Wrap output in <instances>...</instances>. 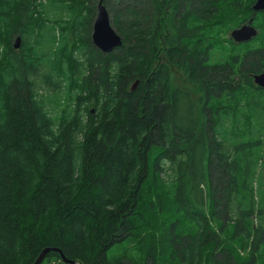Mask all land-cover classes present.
<instances>
[{
  "label": "trees",
  "instance_id": "1",
  "mask_svg": "<svg viewBox=\"0 0 264 264\" xmlns=\"http://www.w3.org/2000/svg\"><path fill=\"white\" fill-rule=\"evenodd\" d=\"M253 1L0 0V264H264Z\"/></svg>",
  "mask_w": 264,
  "mask_h": 264
},
{
  "label": "water",
  "instance_id": "2",
  "mask_svg": "<svg viewBox=\"0 0 264 264\" xmlns=\"http://www.w3.org/2000/svg\"><path fill=\"white\" fill-rule=\"evenodd\" d=\"M253 11H264V0H255L253 5L251 6ZM251 22V20H250ZM257 31L254 26L249 24L242 25L240 28L235 29L231 32V37L237 41H248L255 37ZM91 42L96 47V49L100 50L103 53H107L119 47L122 44L121 36L116 32L114 27L111 25L109 12L107 11L105 5L101 0L96 4V15L92 22V30H91ZM19 38L15 40V47H18ZM253 80L256 85L261 88H264V68L260 73L253 75ZM137 80L132 84L131 90L135 89L137 84ZM54 249L45 248L39 254V256L35 259L32 264H41L45 258V255ZM60 257L65 264H74L73 261L66 259L62 254Z\"/></svg>",
  "mask_w": 264,
  "mask_h": 264
},
{
  "label": "rangeland",
  "instance_id": "3",
  "mask_svg": "<svg viewBox=\"0 0 264 264\" xmlns=\"http://www.w3.org/2000/svg\"><path fill=\"white\" fill-rule=\"evenodd\" d=\"M102 2H103L104 5H107V4L105 3V0H103ZM107 2H108V1H107ZM97 3H98V0H95V11H94L93 19L91 20V26H92V21L94 20V17H95V15H96V4H97ZM242 3H243L242 6L245 7V6L248 4V0H242ZM108 4H111V2H108ZM109 17H110L111 25L113 26V22H112V20H111V13H109ZM254 23H255V22H254ZM255 25H256V24H255ZM91 30H92V28H91ZM251 43H253L254 46H257L258 40L254 41V39H253V41H252ZM173 73H174L176 79H175L174 81H172V82H173V83H176L175 85L179 84V85L185 87L186 89H188V84H187L186 80L184 79L183 75L180 74V72H173ZM189 90L191 91L190 88H189ZM192 90H193V89H192ZM191 92H192V91H191ZM44 93H48V92L46 91V92H44ZM193 95H194V94H193ZM195 98H196V96H195ZM89 109L92 110L93 107H92V106H89ZM47 264H61V263L58 262V261H56V260H54V259H51L50 262L47 263Z\"/></svg>",
  "mask_w": 264,
  "mask_h": 264
},
{
  "label": "flooded vegetation",
  "instance_id": "4",
  "mask_svg": "<svg viewBox=\"0 0 264 264\" xmlns=\"http://www.w3.org/2000/svg\"><path fill=\"white\" fill-rule=\"evenodd\" d=\"M249 1V0H248ZM255 1V0H254ZM254 1L250 4L251 6L253 5V3H254ZM248 5V4H247ZM246 5V6H247ZM246 6L245 7H243L242 8V13H243V15H244V9L246 8ZM251 8V7H250ZM251 11H250V16L248 17V19L247 20H245L243 23H241L239 26H236V27H234V28H232V30H230L229 31V33H228V35H226V37H230L231 39H232V41L235 43V44H239L240 46L241 45H245V44H247V43H251L252 41H253V39L254 38H256L257 37V35H258V33H259V31H258V28H257V26L255 25V21H253V15H254V13H259V12H261V11H252L253 9L251 8L250 9ZM250 20H251V22H250ZM247 25V24H249V25H251V26H254L255 27V29H256V31H257V34H256V36L255 37H253L252 39H250V40H248V41H241V42H237V41H235L232 37H231V32L233 31V30H235V29H238V28H240L242 25ZM264 68V65H263V67H262V69ZM262 69H261V71H262ZM260 71V72H261ZM260 72H258V73H260ZM253 76V75H252ZM184 78H185V76H183ZM253 79V78H252ZM238 80H240V79H238ZM241 82L243 81V79L241 78V80H240Z\"/></svg>",
  "mask_w": 264,
  "mask_h": 264
}]
</instances>
